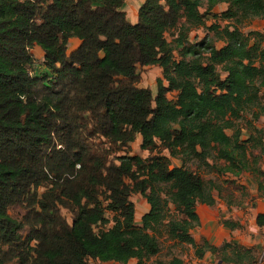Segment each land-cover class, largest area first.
<instances>
[{
    "label": "trees",
    "instance_id": "obj_1",
    "mask_svg": "<svg viewBox=\"0 0 264 264\" xmlns=\"http://www.w3.org/2000/svg\"><path fill=\"white\" fill-rule=\"evenodd\" d=\"M125 2L0 0V264H150L165 233L199 257L257 264L235 239L195 240L197 205H214L220 186L189 163L250 173L264 190V31L243 30L264 19V0H145L137 23ZM202 27L223 44L191 42ZM73 37L82 43L69 53ZM152 65L163 69L156 94L139 85ZM138 136L149 157L129 155ZM133 193L151 205L141 224ZM256 222L264 228V212Z\"/></svg>",
    "mask_w": 264,
    "mask_h": 264
},
{
    "label": "rangeland",
    "instance_id": "obj_2",
    "mask_svg": "<svg viewBox=\"0 0 264 264\" xmlns=\"http://www.w3.org/2000/svg\"><path fill=\"white\" fill-rule=\"evenodd\" d=\"M226 4L219 5L215 10L217 12H221L226 8ZM204 11V8L202 9ZM261 18L254 19L257 23H262ZM213 18L210 17L207 19V24L212 25ZM253 23V22H252ZM244 26L243 30L245 32L254 29L251 25ZM174 30H171L167 33L168 39L171 41L174 38ZM207 38L213 39V33H208V31L205 28H198L194 29L190 36L191 42H197L201 40H205ZM213 41L216 43V45L220 46L223 43L221 41L213 39ZM70 53V51H69ZM34 54H36L38 57L40 54L36 51ZM177 55V54H176ZM139 73L141 75V80L139 85L141 87L150 88L154 94L157 92V79L162 76V69L159 66H144L139 69ZM170 98L174 96V93H169ZM248 118V116H246ZM246 119L243 118L240 123H245ZM244 135L243 138H247L249 136V132L247 130L243 131ZM100 145H107L105 144V141L103 139H98L96 141ZM141 142L142 138L141 136H138L137 140L133 142L129 149V155H139L144 158L149 157L151 153L147 150H143L141 148ZM118 150V149H117ZM164 154H167V151H163ZM125 154L124 151H117L116 153H113L110 155L109 159L114 160L115 162L119 163V160L116 159V156ZM262 164L264 162V157L261 160ZM173 164H179V160L173 159ZM190 166L198 170V172L201 173V175L206 180H214L219 186L220 189H215L213 191V194L215 193L221 200L232 202L233 204L238 203H244L247 200H250L251 197V187L254 185L251 183L255 180L252 177L250 173H244L241 176L237 177L233 175L232 173H226V174H220L215 169H211L208 166H205L201 164L198 161H192L189 163ZM262 166V165H261ZM249 174V175H248ZM248 176V177H247ZM252 185V186H251ZM130 199L135 203L136 206V222L138 224H141L143 216L150 211L151 205L148 202L147 198H145L141 193H133L130 197ZM107 202H105V205ZM213 209L216 212V216H212L209 218V221L205 219L207 217V214L205 213V207L203 205H199L197 208V212L201 219V224L198 225L196 228H194L191 232L196 238L195 240L198 243L203 242L205 240V233L209 232V226L212 228V231L216 232L218 225L222 224V221L225 220L223 217V212L221 210V207H219L217 204L213 205ZM171 212L175 213V205L171 204ZM63 215L69 220V222H72V214L71 212L63 208L62 209ZM106 216L110 220H112L113 212L110 210L106 211ZM113 225V221H111L109 224L98 226L96 229H108L110 226ZM206 227V228H205ZM160 243H161V252L157 257H154L151 259L150 264L156 260L157 258L162 260H169L173 256H179L184 260V264H227V263H220V257L218 254H212L211 252H206L203 257H199L196 249L193 245L188 243H180L174 239H171L167 233H165L162 237H160ZM258 257L257 264H261L262 261H264V250H260L256 254ZM136 260H131V263H135ZM90 264H114L111 262H102L97 259H90ZM233 264V263H228Z\"/></svg>",
    "mask_w": 264,
    "mask_h": 264
},
{
    "label": "crops",
    "instance_id": "obj_3",
    "mask_svg": "<svg viewBox=\"0 0 264 264\" xmlns=\"http://www.w3.org/2000/svg\"><path fill=\"white\" fill-rule=\"evenodd\" d=\"M144 1L145 0H126L124 5V11L126 12L127 18L131 23L138 22L139 9L141 5L144 3ZM261 21L262 23H257L256 21H253L251 26L255 30L264 31V20ZM81 43H82L81 39L77 37L71 38L69 40L70 53L76 50L81 45ZM36 51L40 54L39 57L36 54H34ZM32 52L35 55L38 62L40 61L42 62L44 60L45 52L42 47L36 45L32 49ZM152 66H157V65H152ZM162 74H163V69H162ZM257 125L260 128L264 129V116L260 118ZM261 165H262L261 167L264 169V162L263 164L261 162ZM251 183L254 184L253 186L251 185L252 187L250 190L251 201L247 200L244 203L233 204L232 202H230V200L225 202L221 200V198H219L215 193L213 194L214 197L216 198L215 204L221 207L224 219L225 220L230 219L234 222L239 223L240 225L238 227H235L234 229H231L224 225L223 223L224 220H223L222 224L218 225L216 232L212 231V228L209 226V232L205 233V239L208 240L210 243L220 246L225 241H230L235 239L241 245L247 247H255L257 253L260 252V250L262 249L264 250V228L259 226L256 222L258 214L264 212V190L261 191L259 189V185L256 181L255 183L251 181ZM199 205H203L205 207V213L207 214V217H205V219H207V221H209L210 217L216 216V212L212 210L214 207L213 205H209L206 203H199L197 205V208ZM132 260H136V259H132ZM111 263L122 264L120 262H111ZM135 263H137V260ZM130 264H132L131 261ZM261 264H264V261H262Z\"/></svg>",
    "mask_w": 264,
    "mask_h": 264
},
{
    "label": "water",
    "instance_id": "obj_4",
    "mask_svg": "<svg viewBox=\"0 0 264 264\" xmlns=\"http://www.w3.org/2000/svg\"><path fill=\"white\" fill-rule=\"evenodd\" d=\"M220 263H222V262H220Z\"/></svg>",
    "mask_w": 264,
    "mask_h": 264
}]
</instances>
